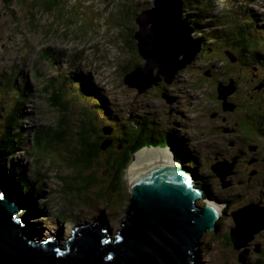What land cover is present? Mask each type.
<instances>
[{"label": "rangeland", "instance_id": "obj_1", "mask_svg": "<svg viewBox=\"0 0 264 264\" xmlns=\"http://www.w3.org/2000/svg\"><path fill=\"white\" fill-rule=\"evenodd\" d=\"M82 1L84 0H10L7 2L0 0V139L2 135L8 134L6 124L13 106L16 105L15 103L19 101V108L21 109L29 110L30 108V113L27 116L18 113V120L11 128L10 135L13 136V139L16 137L14 141L18 143L15 147V142H10L13 149L11 150L13 152L11 159L15 163V174L18 172L24 173L23 175L29 177L31 173L32 178L34 172L38 171L40 174L38 181L32 185L34 188L29 194V198L37 195L36 199L38 200H33L31 206L27 197V209L25 208L24 211H27L28 216L30 215L29 222L33 232L37 234L39 233L38 229H43L44 231L39 234L41 237L46 238L57 235L65 226L67 232L64 237L59 238L67 239L75 233L79 226L98 219L104 220L111 237L117 236L116 233L121 229L122 221L131 203V194L127 186L129 179L128 167L136 153L141 151L144 146L133 153L131 161L116 176V170L110 168L113 159L112 154L115 150L122 153L121 151L126 149L123 145H120L121 142L116 141V144H119L117 146L114 144L113 139L112 143L106 140L111 137L115 139L122 131L127 130L130 126L126 127V123L131 124L129 121L133 119L140 121L142 124H145L142 119L149 122H151L150 119H153L155 124L160 125L161 132L174 134V136L180 135L179 137H181L180 132L175 131L172 126L184 120V118H180L177 111L171 113V107L176 105L168 102L162 96L157 86V84H160L159 82L146 88L143 92H138L136 87L133 86V88L132 85L124 83L127 73L125 70L143 66L145 62L139 51L126 42V35L127 38L128 33L132 35V29L128 25H132V28L136 30L138 24L135 21L134 14L138 8L135 6H139L140 10L150 9L153 7L154 0H116L118 10L115 17L113 19L102 17L101 25L97 29L99 35L103 37L102 41L109 38L110 44L107 48L101 46L104 54L97 56L99 62L96 65H93L91 54L86 51V48L92 43L98 42L96 35L93 34L95 17L91 16V11L87 7L80 8ZM67 2H71V5L68 6ZM85 3L88 6L90 0H85ZM192 3L193 0H186L187 6H191V11L189 10L190 12L187 11V13L191 19L199 24V29L210 26L207 27L203 36L206 44L212 46L220 43L223 45L221 40H217L218 33L223 35L222 32L225 27H229L232 23L230 15L238 13L240 16L245 17L242 14L243 6L248 5L245 0H212L209 9L202 7L201 11L193 12ZM100 6L103 8L102 4ZM259 14L260 12H257L255 16L250 13L246 18L256 21V27L260 29L258 32L261 33L262 31L260 34L262 35L264 20L259 18ZM219 17H222L223 24L217 22L216 19ZM11 21H13L12 24L19 23L23 25V28L20 26L15 27L13 30L10 29L9 23ZM234 22L236 21L234 20ZM8 29L11 34L10 38H17L13 42L7 38ZM124 29H126V34ZM113 30L116 34L110 35ZM58 39L67 42L66 44H63V42L58 43ZM28 40L34 41L38 46H56V48H51L45 52L46 49L35 47L32 43L27 42ZM99 44L102 45V43ZM92 46L94 50L97 49L94 44ZM63 52H66L63 59L69 68L75 69L76 73H78L82 61H88L89 65H93L95 68L100 67L97 70L99 74L95 73L93 75L87 70L83 72L84 75L90 77L91 82L104 88L99 90V93L101 92L102 99H104L102 106L108 107V112L101 108V105L96 106L88 96H76L73 93L72 86L68 83L65 85V91L69 94L67 98L70 99L67 108L64 109L61 105L58 106L54 103V100L52 101L51 97L55 93L54 89L51 88L61 87V81L55 80L56 85L54 86L47 85V81L53 77L60 78V74L67 75L68 72L65 69L66 65L61 61H58L59 65H57L60 69L59 74H56L55 67L52 64H46L45 62H54L55 56ZM204 52L205 50L202 54ZM228 56L229 60L234 58L233 55ZM230 62L232 65L218 59L215 61L206 54L202 59L197 55V58L191 64H188L189 67H194L186 72L184 71L183 79L179 80L180 84H183V80L187 79L194 84L191 85L189 92H184V95H182L178 89L176 90L178 85L176 88L174 87L175 92L166 90L171 94L170 96L176 95L178 100L181 101L180 108L176 109H184L190 119L188 124L193 127L188 129V132L186 131L190 133L188 137L193 139H189L192 148L188 145H185L184 148L195 156L197 164L189 161L190 164L187 167L192 169L194 174L198 176L197 181L202 187L207 186L210 197H215L214 199L218 201V204L223 205L224 208L223 214L216 222L218 229L215 231L214 229H207L200 236L198 243L201 242V245H198L195 249L198 251L195 253V264H241L240 253L244 251L248 253V264H256L259 259L264 258V250L261 253L257 251L262 248L261 245L264 246V237L262 236L264 232V207H262L264 206V197H260L261 194H264L262 192L264 190V109H262L263 105L260 104V102L262 103V93L257 82L260 76L255 73L253 77H248L249 72L247 73L252 65L261 66L260 56L257 64L255 62L248 65L239 63L242 64L240 71H238L241 79L239 77L236 81L229 80L225 84L232 87L231 92L222 82L224 74L232 73V76H234L237 73L234 61L230 60ZM76 63L80 64L74 67L73 65ZM218 63L223 65V69L219 68L217 71L215 65ZM84 66L86 67V65ZM188 66L178 70L176 74L182 73ZM3 68L11 73L12 78L4 72ZM86 68L94 71L92 67ZM262 69L261 74L264 75V67ZM118 70L119 73H116ZM209 71L211 74L208 75ZM137 76H139V73ZM160 77L164 80L163 76ZM70 79L73 81L72 77ZM76 85L83 88V85L79 82ZM168 85L171 86V84ZM21 92L26 93L24 99L19 97ZM225 92L230 93L224 99L221 93L225 94ZM236 93L238 95H235ZM212 95L214 99H212ZM239 95L243 96L245 100H241ZM232 99L236 101L238 107ZM241 102L244 103L243 106ZM225 104L235 105L234 110L224 112L226 111ZM249 105H251L250 108ZM83 106L89 107L96 117L94 125L98 132L91 133L89 141L99 142L102 140L105 145L108 142L111 144L105 150L98 152L100 162H92L90 168L80 164V162H83L81 160L82 155H79L78 152H72L75 150L74 145L78 143L77 138L80 136L76 134L75 129L79 127L83 120ZM93 106L98 108L96 114L95 109L92 108ZM251 108L260 110L252 116V119L256 117L260 121L263 136L256 135V133L244 136L258 147H251L248 152L245 151L243 157L234 154L231 155L230 159L228 157L229 152L233 153L235 150V148L230 147V143L238 138V134L234 132L235 124L237 121L239 122L238 119L242 115L243 119L246 120L245 112ZM248 111L249 114L250 111ZM88 112L89 109H87ZM212 113L213 115L216 113V115L212 116ZM63 117H66L68 121V124L64 126L59 123ZM149 122L146 124L149 125ZM155 124L149 129L151 134L153 133L152 127L156 126ZM248 124L252 126L250 120ZM40 125H48L51 130L50 134L54 137L64 136L61 140L54 142V148L46 153L45 157H40L38 151L33 157L30 154L32 150L31 140L35 135V130ZM123 125H125L124 128H122ZM69 127L71 131L68 132L67 136L60 131L67 130ZM131 127H133L132 124ZM243 128L245 131L250 130L245 126ZM70 146H73L74 150L73 148L70 150ZM170 147L171 145L167 148ZM46 151H49V148L46 147ZM179 151L183 153L184 149L180 148ZM69 154L75 159L74 164L69 165L67 161L65 162ZM201 154H204L207 158L202 160ZM177 155L179 154L177 153ZM41 158L46 159L41 161ZM251 158L255 159L250 161ZM182 159L187 165L188 155H184ZM36 160L37 163H35ZM0 161L5 167L11 166L9 159L3 160L0 157ZM48 161H50V164ZM224 161L233 164V173H229L223 181L222 178L215 176V173L211 171V166ZM66 179L71 180L79 188H69ZM112 180V183L109 182ZM36 185L39 189H42L38 194L35 192ZM112 186L115 190H112ZM55 195L58 196L55 197ZM23 196L26 199L25 196H28V193L27 195L23 194ZM206 198H209V196H206ZM44 201L46 204H43ZM47 205L48 207H46ZM72 209L77 212V215H72L73 212L69 213ZM244 210L249 213L255 212L257 221H262L259 220L258 216L263 218V223L258 224L263 230L259 232H262L260 235L259 233L255 234L245 246L237 250L230 236V231L235 228L236 224L233 213ZM246 211L242 213V216L245 217L249 214ZM58 219L63 221L61 222ZM250 219V217H246L243 221L246 224ZM240 233L243 234V230Z\"/></svg>", "mask_w": 264, "mask_h": 264}, {"label": "water", "instance_id": "obj_2", "mask_svg": "<svg viewBox=\"0 0 264 264\" xmlns=\"http://www.w3.org/2000/svg\"><path fill=\"white\" fill-rule=\"evenodd\" d=\"M182 10L181 0H154L152 8L136 16L140 27L136 31L138 50L146 63L129 72L125 83L138 92L160 82L159 76L171 83L178 70L197 58L201 43L193 38ZM227 88L231 92L232 87ZM229 93L221 96L225 99ZM225 106L226 111L235 107ZM109 142L102 148L110 146ZM232 168L228 161L213 165L223 181L233 173ZM127 182L132 199L117 236L111 237L104 220L98 219L79 226L63 239L37 236L24 221L22 205L0 178V264H195L200 236L207 229H218L219 208L207 201L203 189L201 192L193 187L190 170L174 161H164L139 175H130ZM255 214L243 217L251 218L246 224L243 221V242L236 228L231 229L235 249L245 246L253 238L252 233L262 228H254L258 222ZM247 254L240 253L241 264L247 263Z\"/></svg>", "mask_w": 264, "mask_h": 264}, {"label": "trees", "instance_id": "obj_3", "mask_svg": "<svg viewBox=\"0 0 264 264\" xmlns=\"http://www.w3.org/2000/svg\"><path fill=\"white\" fill-rule=\"evenodd\" d=\"M7 1H10V0H7ZM129 12H131V11H129ZM138 13H139V9H137V11H136V14H138ZM134 18H137V17H134ZM128 27L132 29V35L130 33H128V38H127V35H126V42L132 48L135 49L136 46H134L133 38H134V32L136 30L134 28H132V25H130V24L128 25ZM125 30L126 29H124V32L126 34ZM136 50L138 51V46H137ZM244 52H245V49L243 50L242 56L244 57V59H246V58H248V56ZM250 70L251 69H248V71H250ZM125 71L128 72L129 70L126 69ZM238 71H240V69ZM248 71H247V73H248ZM248 74L253 77V75L250 72ZM239 75H240V73H239ZM240 79H241V76H240ZM79 80H81V79H79ZM73 81H75V80H73ZM240 82H242V81H240ZM75 83H77V81ZM52 86H54V85H52ZM51 89H54V93H55L51 97L52 101L54 100V103H56L58 106L61 105V107L64 108V109L67 108L68 103L70 102V99L67 98V96L69 94L66 93V91L64 90V87L61 86L59 88H51ZM104 97H105V95H104ZM212 97H213L212 99H214L213 95H212ZM99 104H102V101H99ZM260 104H261V102H260ZM262 104L264 105V96H263ZM96 106L99 107V105H96ZM250 107H251V105H249V108ZM87 109H89L88 113H87ZM82 110H84V112H83V114H84L83 115V120L79 124V127H77L75 129L76 130V134L80 135L77 138L78 143L74 145L75 150H74L73 146H70V150L73 148L74 151H72V152H78L79 155H82L81 156V160H83V162H80V164H82V166H84V167L90 168L92 162L93 163H99L100 162V160H99V155L100 154H98V152L100 153L101 151H103L105 149L102 148V146L104 145V142L102 140L99 141V142L98 141H95V142L89 141L90 137H91V133H94L95 131L98 132L96 127H95V125H94L95 124V120L94 119H96V117H93L95 115H93L92 110L90 112V108L89 107L83 106ZM94 111H95V114H96V112L98 111V108H95ZM108 111L109 110H107V112ZM249 111H248L249 114L246 113V117H249V118H246V120L239 118L238 119L239 122L237 121L236 124H235V131L234 132L238 134V138L235 140L236 147H235V150H234L233 153L235 155L239 156V157L245 156V151L248 152L249 146L255 145V144H251V141H248V139H246L247 137L245 138L244 136H247V134L254 135L255 133H256V135L263 136V133H262V130H261L260 121L256 117H254L252 119V116L256 112H260V110L257 109V108H253V109L251 108ZM19 112H20V108H14L13 111L11 112L10 115L13 117V120L11 121L9 119L7 121L6 127H7L8 130L11 131V128H12L13 124L15 123V121L18 120L17 119V115H18ZM90 113L92 114V116H91ZM11 116H10V118H12ZM133 120H134V125H132L133 127H131L130 123H126V127L130 126L127 130L122 131L121 134L118 135L115 139L111 137V138L106 140V141H110L112 143V139H113V142H114L115 145H117L116 141L121 142L120 145H123L124 149H126V150L121 151L122 153H119V151L115 150L113 152V154H112L113 159H112L111 165L110 164L109 165H110V168H114L116 170L115 171L116 172V176L120 173L119 171L123 170L125 168V165L128 164L131 161V159L133 157V153L136 152L137 150H139L140 148H142L143 146L157 144V143H160V144L167 143V145H168V144H170L169 142L180 143L179 141L174 142L173 140H174L175 137L173 138V136L171 134H168L167 132H161L160 125L159 124H155L153 119H150L151 122L147 121L146 119H142L145 122V124H142L140 121H136L135 119H133ZM249 120L252 122V126H250V124H248L247 121H249ZM147 122H149V125H147L148 124ZM59 123L61 125H63V126L67 125L68 124L67 118L66 117L61 118ZM113 123H114V121H113ZM153 124L156 125V126L152 127V129L154 130L155 134H151L150 130H149ZM114 126H115V124H114ZM244 126L248 127L250 130L245 131L244 128H243ZM124 127H125V125L122 126V128H124ZM70 131H71V128L69 127V129L66 130L65 134L68 135L69 134L68 132H70ZM10 134L11 133H9V135ZM145 135H147V136L145 137ZM153 137H156L157 139L154 141ZM38 140L39 139H36V141H38ZM245 141L247 142L246 144L244 143ZM14 142H15V147H17V145H18L17 141H14ZM69 142H70V140H69ZM92 145H94V147H92ZM115 145H113V146H115ZM117 146H119V144ZM8 150H9L8 145L6 143L2 142L0 144V156H4V154H6L8 152ZM3 159H5V158L3 157ZM74 160L75 159L72 158L70 156V154H69V157L66 158L65 162L67 161V164L69 163V165H70L71 163H73ZM1 167L2 166H1V162H0V168ZM9 170L10 169H5L4 170V168H2L0 170V175H1V177H3V180L7 181L8 185H10V184L13 185L12 182H15L17 185L18 184H22L23 185L22 191H24V192H27L25 190V188H26L25 186L26 185L29 187V189L30 188L33 189L32 185L35 182L38 181V178H39V175H40L38 172H35L34 175H33V178H32V175L30 177H26V175H23L24 174L23 173L22 174L23 176L21 177V180L19 182H16L13 179L14 178V172H15L14 170L15 169H12L11 172H9ZM211 171H213L212 168H211ZM7 176H9L8 179H7ZM112 179H114V178H112ZM103 180H105V179L103 178ZM66 181H67V183L69 185V188L70 187L72 189H75V187L79 188V186H76V184L71 182V180L66 179ZM109 182L112 183L113 180L109 181ZM85 186H87V185H85ZM112 188H113L112 190H115V188L113 186H112ZM258 264H264V260L263 259L259 260Z\"/></svg>", "mask_w": 264, "mask_h": 264}, {"label": "bare ground", "instance_id": "obj_4", "mask_svg": "<svg viewBox=\"0 0 264 264\" xmlns=\"http://www.w3.org/2000/svg\"><path fill=\"white\" fill-rule=\"evenodd\" d=\"M182 1V5H183V12H184V18L186 19V21L188 22V24L190 25V28H191V30H192V32L194 33V35L200 40V43H202V44H206V42H205V40H204V36H203V33L204 32H206V29H207V26H205V29H199L198 28V26L196 25V23L189 17V14L187 13V11L188 12H190L191 10V6H187V4H186V0H181ZM91 4H94L93 3V1L92 0H90V3H89V5H88V7H90L91 6ZM99 4H101V3H99ZM211 4H212V2H210L209 3V7L211 6ZM103 5V7H104V5L105 4H102ZM143 10V9H142ZM190 10V11H189ZM91 14V16L92 17H95L94 15H93V13L91 12L90 13ZM90 16V17H91ZM139 16V15H138ZM263 18H264V15H263ZM217 20V22H219V23H221V21L219 20V18H217L216 19ZM93 21V20H92ZM137 22V21H136ZM138 24V23H137ZM139 25V24H138ZM137 30H140V27H138L137 29H136V31ZM199 32H198V31ZM136 31H135V34H134V38H133V40H134V46H136L135 47V49H137V46H138V48H139V42H138V40H137V36H136ZM115 34H116V32H115ZM214 38V37H213ZM96 45H97V49H95V50H93V51H91V49H90V47H87L88 48V50H89V53L91 54V57H92V60L93 59H95L94 58V56H101V55H103L104 53H103V49H102V45H100L99 44V41L98 42H96ZM76 48V47H75ZM104 50H106V51H109V50H107V49H104ZM139 51V50H138ZM201 51V52H200ZM199 52L200 53H202L203 51H204V49H202V50H200ZM68 52V51H67ZM139 53H140V51H139ZM229 53H231V51H227V54H229ZM93 55V56H92ZM144 59V58H143ZM145 60V59H144ZM55 63H56V65H59V62H58V60H55ZM98 63V62H97ZM145 63H146V60H145V62H144V65H145ZM93 65H94V63H93ZM93 65H92V68H94L93 67ZM143 65V66H144ZM142 66V65H141ZM140 66V67H141ZM68 72H69V75H70V77H72L73 78V80H76L77 82H79V83H81L82 85H83V88H81L83 91H84V93L86 94V96H88L93 102H94V104H96V105H101L102 106V104H99V101H104V99H102V98H100V99H95V95H96V93H95V89H100V90H102V89H104V88H102V87H100V86H98V85H96V84H92V82H90L89 80H88V78L87 77H84V79L87 81L88 80V82H83V81H81V80H79V79H77V77H76V72H72V71H70V70H68L67 68H65ZM3 70H4V72L5 73H7V74H9V76H11V73H9L7 70H6V68H3ZM86 70V67L84 66V65H82L81 64V67H80V69H79V71H78V73L79 74H83L84 75V72H86L85 71ZM95 70V69H94ZM84 71V72H83ZM95 72H97V71H95ZM81 74V75H82ZM97 74H99V73H97ZM154 74H156V71L154 72ZM209 74H211V72L209 71L208 72V75ZM156 75H158V74H156ZM160 77V76H159ZM11 78H12V76H11ZM212 78V77H211ZM158 80H160V81H162L163 80V78L162 77H160V78H158ZM210 80V79H209ZM164 82H166V80H163ZM211 81V80H210ZM174 82H176L177 83V88H176V86H175V88H176V90L178 89V91H179V89L181 88V89H183V87L181 86V85H183V84H180V81L177 79V76H174L173 77V79H172V82L170 83V84H173ZM88 84H90V85H88ZM49 85H50V83H49ZM219 85V87H221L220 86V84H218ZM175 90V91H176ZM180 92H181V94L182 95H184V92L183 91H181L180 90ZM173 94V93H172ZM26 96V95H25ZM179 96H180V94H179ZM174 97H175V95L174 96H171V101H173L174 100ZM177 97V96H176ZM16 105V107L17 108H19V105H20V102L19 101H17L16 103H15ZM22 111V112H21ZM30 113V108H29V110H26L25 108H20V114L21 115H23V116H27V114H29ZM11 116V115H10ZM12 117V116H11ZM155 117H157V115H155ZM115 118V117H114ZM11 121L13 120V117L12 118H9ZM8 119V120H9ZM17 121H15V123H16ZM175 123V122H174ZM177 123H181V122H177ZM181 125V124H180ZM180 125H174L173 126V129L175 130V131H179L180 133H181V137H184L185 139H183V138H181L180 139V142H183L184 144H186V145H188V146H190L191 147V143H190V141H189V137H188V133L186 132V130H184L183 128H181L180 127ZM190 129V128H189ZM153 133L152 134H155V132H154V130L152 131ZM8 134L9 133H11V131L10 130H8V132H7ZM10 136V135H9ZM154 138V141L157 139L156 137H153ZM7 140H8V138H7ZM169 145H165L163 148H161L160 147V143L158 144V146L157 147H146V148H144V149H142L141 151H139V152H137L136 153V156L133 158V160H132V162L130 163V165H129V167H128V178H130V175L131 176H135V175H139V173H140V171H143V170H146L148 167H150V166H153L154 164H156V163H159V162H164V161H174V162H176V163H178V164H180V165H182V166H184V167H186L187 168V166L190 164L189 163V161L192 163L195 159L194 158H192V159H190V160H188V161H186L188 164L186 165L185 164V162L183 161V159H182V153H180V151L179 150H177L176 149V147L174 146V145H171V147L172 148H166V147H168ZM166 148V149H165ZM192 148V147H191ZM172 150H173V152H172ZM162 152H163V154H162ZM179 154V155H177V153ZM11 155H12V152L10 151V150H8V152L6 153V156L8 157V159H9V161H11L12 159H11ZM176 155V156H175ZM44 157H45V155H44ZM179 158V160H178V158ZM11 159V160H10ZM46 159V158H45ZM45 159H43V158H41V161H45ZM3 162V161H2ZM43 163V162H42ZM11 166H12V168L13 169H15V163H14V165L12 164V162H11ZM10 170H9V172H11L12 171V169L11 168H9ZM31 174V173H30ZM23 175H22V173H16L15 174V172H14V180L16 181V182H19L20 180H21V177H22ZM1 179H2V181L4 182V184L8 187V189H9V191L11 192V194L13 195V197L15 198V200L17 201V203L19 204V205H22V207H23V209H25V207H27V205H25L24 203H26V201L25 200H23V198H24V196H23V194H25V195H27V193H28V196H25V198L27 199V197H28V201L30 200V204H31V206H32V201L33 200H38V199H36V197H37V195H33V197L31 198V196H30V198H29V194H30V192L33 190L32 188H30L29 189V187L26 185L25 187V190L27 191V192H24V191H22V188H23V185L22 184H16L15 182H12L13 183V185L12 184H10V185H8V183H7V181H4L3 180V177H0ZM9 178V176H7V179ZM127 186H128V190H129V192H130V194H131V199H132V193H131V191H130V189H129V185H128V182H127ZM16 190H15V189ZM20 188V189H19ZM29 189V190H28ZM203 189V192H204V187L202 188ZM40 190H42V189H39L38 191H35L36 192V194H38L39 193V191ZM263 193H264V190L262 191ZM32 194V193H31ZM260 197H264V194H261L260 195ZM207 199V201L209 202V203H211L212 202V200H210V199H208V198H206ZM213 199V202L212 203H214V204H216L215 203V199L214 198H212ZM27 204H28V202H27ZM43 204H46L45 203V201H44V203ZM217 205V204H216ZM219 205V206H218ZM217 206H218V208L221 210V212L223 211V205H221V204H218ZM31 206H29L30 208H31ZM33 207H35V206H33ZM46 207H48V205L46 206ZM36 208V207H35ZM31 211H35V210H31ZM22 213V212H21ZM33 213V212H32ZM239 213H237V215H238ZM23 216V215H22ZM243 217L244 216H242V215H238L237 216V220L239 221L238 223H237V220H236V224H235V228H236V230H237V232H238V234H239V237L241 238V241L243 242V240H244V234H241L240 233V231H242L245 227L243 226ZM23 218H24V221L27 223V224H29V222H27V218H26V211H25V215L23 216ZM57 218H58V216H57ZM59 220V219H58ZM30 221V220H29ZM59 221H63V220H59ZM262 221H258L257 222V224L255 225V227L254 228H257V227H259V223H261ZM67 228L65 227V226H63V228L60 230V233H58L57 234V238H59V237H61V236H63L64 237V235H65V233L67 232V230H66ZM120 230V229H119ZM118 230V231H119ZM263 229H261V230H259L258 231V233L260 232V231H262ZM41 231H44L43 229H41V230H39L38 229V232L40 233ZM215 231V230H214ZM39 233H37L36 235L37 236H41ZM258 233H256V234H258ZM262 233V232H261ZM261 233H259V235L261 234ZM116 234H118V232L116 233ZM248 234L249 235H251V232L248 230ZM252 236L254 237L255 236V234L254 233H252ZM262 236L264 237V232L262 233ZM50 238H52L51 236H50ZM199 245H201V242L199 243ZM261 249H258L257 251H260V252H258V253H261L263 250H264V246L263 245H261ZM196 249V248H195ZM198 251L197 250H195V253H197ZM259 261V260H258ZM258 261L256 262V264H258Z\"/></svg>", "mask_w": 264, "mask_h": 264}, {"label": "clouds", "instance_id": "obj_5", "mask_svg": "<svg viewBox=\"0 0 264 264\" xmlns=\"http://www.w3.org/2000/svg\"><path fill=\"white\" fill-rule=\"evenodd\" d=\"M68 5V4H67ZM69 6V5H68ZM139 7V6H138ZM139 9V8H138ZM136 13V12H135ZM140 14V13H139ZM139 14H134V17H136L137 15H139ZM145 61V60H144ZM137 67H139V66H137ZM189 67V66H188ZM187 67V68H188ZM129 73V71L126 73V75ZM125 75V76H126ZM175 76H177V74L175 75ZM163 81V80H162ZM124 82H125V80H124ZM161 82V81H160ZM159 82V83H160ZM167 83V82H166ZM168 84H170V83H168ZM224 85H225V83H223ZM46 85V84H45ZM47 85H49V83H47ZM52 85H55V84H51L50 83V86H52ZM159 84H157V86H158ZM156 86V85H155ZM226 87H228V85H225ZM171 94H169L168 92L166 93V94H163L162 96L163 97H165L167 100L168 99H171L170 96ZM178 101V100H177ZM176 101V102H177ZM169 102V101H168ZM170 103H173V101H170ZM236 104V103H235ZM190 105V104H189ZM14 108H16V107H14ZM174 108V107H173ZM178 115H180L179 113H177ZM181 123H175L174 125H180ZM173 125V126H174ZM173 126H172V128H173ZM181 126V125H180ZM175 132V131H174ZM172 136H173V138L174 137H177V138H174V142H176V141H179L180 142V135L179 136H174V134H171ZM7 138H8V140H7ZM4 140V141H3ZM12 141H14V139H13V136L12 135H10L9 136V134H7V135H2L1 136V139H0V144L3 142V143H6L7 145H8V147H9V150L11 151V150H13L12 149V147H11V144H10V142H12ZM176 144H178L179 145V143H176ZM253 147H258V145H254ZM141 149V148H140ZM139 149V150H140ZM179 149V148H178ZM138 151V150H137ZM12 152V151H11ZM12 154H13V152H12ZM182 156H184V155H188V157H189V159L188 160H190V159H192V158H194V155L193 154H190V152H188V151H183V153L181 154ZM1 158H5V159H3V160H7L8 159V157L6 156V154H4V156H0ZM11 160V159H10ZM188 160H186V161H188ZM252 160V159H251ZM250 160V161H251ZM195 161V160H194ZM193 161V162H194ZM1 162V161H0ZM1 168H0V170L2 169V168H4V170L6 169V168H10L11 167V169H13L12 168V166H10V167H5V166H3V163H1ZM211 167H213V165L211 166ZM32 174H30L29 175V177L31 176ZM26 177H28L27 175H26ZM7 187V186H6ZM207 187V186H206ZM8 188V187H7ZM59 192V191H58ZM58 196V195H57ZM205 196H207V194H205ZM56 197V196H55ZM208 199H210V198H208ZM23 200H27V199H23ZM25 205H26V203H24ZM26 209H27V207H25ZM27 212V211H26ZM73 212V213H72ZM22 213H24L25 214V211H24V209H23V211H22ZM69 213H72V215H77V212L74 210V209H72V210H70L69 211ZM30 216V215H29ZM29 216H28V214H26V217H27V219H28V222H29ZM28 226L32 229V227H31V223L29 222V224H28ZM52 238H57V235H55V236H51ZM199 241V240H198ZM260 260V259H259ZM263 260H264V258H263Z\"/></svg>", "mask_w": 264, "mask_h": 264}, {"label": "flooded vegetation", "instance_id": "obj_6", "mask_svg": "<svg viewBox=\"0 0 264 264\" xmlns=\"http://www.w3.org/2000/svg\"><path fill=\"white\" fill-rule=\"evenodd\" d=\"M201 59H202V57H200ZM194 66H191V67H188V68H186L185 70H183L182 71V73H179L178 75H177V79L178 80H182L183 79V74H184V71L186 72L187 70H189V69H191V68H193ZM230 80V78H228V77H226V78H224L223 79V81L222 82H224L225 84L226 83H228V81ZM186 81H188V82H190V83H192L191 81H189L188 79L187 80H183V89H179V91L181 90V91H183V92H187V90H186V88H185V85H184V82H186ZM175 86H177V83L176 82H174L173 84H171V86H169L168 85V83H166V82H164V81H161L160 82V84L158 85V89H159V91H160V93L163 95V94H166L167 92H166V90H168V92H175ZM235 95H238L237 93L235 94ZM240 96V98H241V100H243V96H241V95H239ZM185 97H186V94H185ZM171 98V97H170ZM229 98H231V96H229ZM178 98L176 97V95H175V97H174V100H173V104H176V108H180V105H181V101L180 100H178ZM230 100V99H229ZM177 101V102H176ZM232 101H233V99H232ZM234 103H236V101H233ZM237 104V103H236ZM241 105L243 106L244 105V103L243 102H241ZM237 107H238V104H237ZM172 111H173V108L171 107V113H172ZM176 111H177V113H179V114H182V115H187L186 113H185V111H184V109H176ZM224 112H230V111H224ZM215 115H216V113H215ZM224 119H226V117H224ZM231 146H232V148H235L236 147V145H235V141H232L231 142ZM231 155H234V153H232V152H229V155H228V157L231 159ZM251 159H255V158H251Z\"/></svg>", "mask_w": 264, "mask_h": 264}]
</instances>
